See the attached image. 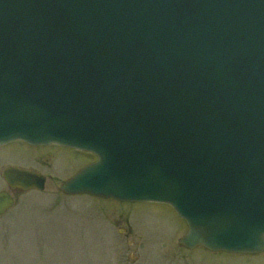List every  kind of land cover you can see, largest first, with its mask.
Segmentation results:
<instances>
[{
	"label": "water",
	"instance_id": "1",
	"mask_svg": "<svg viewBox=\"0 0 264 264\" xmlns=\"http://www.w3.org/2000/svg\"><path fill=\"white\" fill-rule=\"evenodd\" d=\"M15 141L94 153L61 190L169 203L189 249L264 251V0H0V145ZM14 203L0 192V215Z\"/></svg>",
	"mask_w": 264,
	"mask_h": 264
},
{
	"label": "rangeland",
	"instance_id": "2",
	"mask_svg": "<svg viewBox=\"0 0 264 264\" xmlns=\"http://www.w3.org/2000/svg\"><path fill=\"white\" fill-rule=\"evenodd\" d=\"M93 158L57 145H0V190L8 165L47 176L43 191L20 194L0 217V264H264V253L180 246L187 226L169 204L61 193L64 179Z\"/></svg>",
	"mask_w": 264,
	"mask_h": 264
}]
</instances>
